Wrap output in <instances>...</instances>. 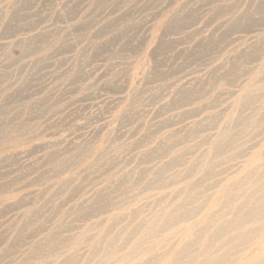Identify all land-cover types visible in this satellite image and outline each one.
I'll list each match as a JSON object with an SVG mask.
<instances>
[{"label":"rangeland","instance_id":"1","mask_svg":"<svg viewBox=\"0 0 264 264\" xmlns=\"http://www.w3.org/2000/svg\"><path fill=\"white\" fill-rule=\"evenodd\" d=\"M262 8L0 0V264H264Z\"/></svg>","mask_w":264,"mask_h":264},{"label":"bare ground","instance_id":"2","mask_svg":"<svg viewBox=\"0 0 264 264\" xmlns=\"http://www.w3.org/2000/svg\"><path fill=\"white\" fill-rule=\"evenodd\" d=\"M260 12H264V8L261 9ZM259 86V85H258ZM258 88V87H257ZM247 89V88H246ZM249 96V92L247 90V93L245 92L244 94V99L248 98ZM240 100V99H239ZM238 101V100H237ZM238 103V102H237ZM239 104V103H238ZM241 105V103L239 104ZM242 106V105H241ZM263 107V106H262ZM236 108V107H235ZM238 108V107H237ZM240 111V110H239ZM235 113V112H234ZM242 113V112H241ZM231 115V114H230ZM234 116V114H233ZM228 119V118H227ZM233 120V119H232ZM227 125V124H226ZM228 128V127H227ZM233 128V126H232ZM234 138H228V139H219L216 144L213 147V151L211 150V154H212V160H211V164L213 165L217 159H219L220 157H222L225 154V151L228 150L229 148H231L234 145ZM213 144V143H212ZM212 146V145H211ZM212 148V147H211ZM244 149V148H243ZM211 156V155H210ZM208 162V161H207ZM207 165V164H206ZM206 168V167H205ZM165 169V168H164ZM262 170V169H260ZM194 171V170H193ZM190 173V172H189ZM200 173V172H199ZM193 174V173H192ZM205 176V175H204ZM256 177V176H255ZM254 180V179H253ZM256 186V185H254ZM176 187V186H175ZM257 188V190H256ZM255 188L254 192H252V194L249 196V198H247L240 206H239V210H240V214L238 216V219H236L234 226H232L234 230L236 229H240L242 228L244 225L251 223L253 221H258L264 218V193L257 197V193H259L260 191L264 190V182L257 185V187ZM196 189V188H194ZM245 189V187H244ZM201 192V191H200ZM208 194V193H207ZM238 195V194H237ZM256 195V196H255ZM208 196V195H207ZM246 196V195H245ZM193 197V196H192ZM200 197V196H199ZM231 199V198H230ZM242 199V198H241ZM186 200V199H185ZM236 200V199H235ZM194 201V200H193ZM229 202V201H228ZM184 203V202H183ZM206 203V202H205ZM236 203V202H235ZM187 206V205H186ZM232 206V205H231ZM230 206V207H231ZM237 206V204L235 205ZM186 208V207H185ZM190 208V207H189ZM234 209V208H233ZM234 212V211H233ZM192 212L189 211H176L175 214H170L167 217H161L160 220H157L155 223L152 224L151 227H149V231L147 232L148 235H157L159 232H161L164 229H167L170 227V225L175 221V220H183L188 218L191 215ZM163 218V219H162ZM216 218V217H215ZM160 221V222H159ZM263 221V220H262ZM183 222V221H182ZM259 222V221H258ZM177 223V222H176ZM185 223V222H184ZM222 223V222H221ZM256 223V222H255ZM150 224V223H149ZM254 224V223H253ZM262 224V223H260ZM223 225V224H222ZM231 225V224H230ZM258 226V225H257ZM177 227V226H176ZM218 227V226H217ZM231 226L228 227H222V228H218L213 235V240L216 239H221V237L223 235H225V233L227 231H229V229L232 228ZM254 228V227H252ZM145 229V228H144ZM174 229V228H173ZM228 229V230H227ZM244 229V228H243ZM175 230V229H174ZM212 230V229H211ZM144 231V230H142ZM252 232H255V230H250L249 232L246 233V235H244L241 239L242 241H245L246 239H248V235H250ZM238 233V232H237ZM242 235V234H241ZM199 236V235H198ZM139 237V236H138ZM166 237V236H165ZM241 237V236H240ZM148 238V237H147ZM207 238V237H205ZM225 238V237H224ZM229 238V237H228ZM52 239V238H51ZM137 239V238H136ZM238 239V238H237ZM159 240V239H158ZM161 241V240H160ZM215 241V240H214ZM201 242V241H200ZM204 242V241H203ZM202 242V243H203ZM221 242V241H220ZM210 243V242H209ZM219 243V242H218ZM223 243V242H222ZM119 244V243H118ZM195 244V243H194ZM217 244V243H216ZM202 245V244H201ZM214 245V244H213ZM212 245V246H213ZM118 246V245H117ZM130 246V245H129ZM146 246V245H145ZM151 246V245H150ZM203 246V245H202ZM220 246V244H219ZM217 246V247H219ZM233 246V245H232ZM247 246V245H246ZM242 248V247H241ZM224 249V248H223ZM222 249V250H223ZM193 250V249H192ZM215 250V249H214ZM226 250V249H225ZM200 251V250H199ZM126 252V250H125ZM207 253V252H206ZM232 253V252H230ZM211 256V255H210ZM214 256V255H213ZM144 258V256L142 257ZM211 258V257H210ZM209 258V259H210ZM140 259V257H139ZM138 259V260H139ZM215 260V259H214ZM208 261V260H207ZM135 262V261H133ZM132 262V264H133ZM230 262V261H229ZM213 263V262H212ZM174 264H180L179 262H175ZM211 264V262H210ZM221 264V263H220Z\"/></svg>","mask_w":264,"mask_h":264}]
</instances>
